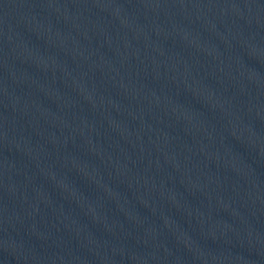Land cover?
<instances>
[{
	"label": "water",
	"instance_id": "water-1",
	"mask_svg": "<svg viewBox=\"0 0 264 264\" xmlns=\"http://www.w3.org/2000/svg\"><path fill=\"white\" fill-rule=\"evenodd\" d=\"M0 264H264V0H0Z\"/></svg>",
	"mask_w": 264,
	"mask_h": 264
}]
</instances>
